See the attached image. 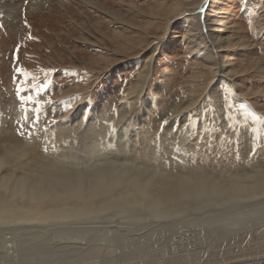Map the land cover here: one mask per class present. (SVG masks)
<instances>
[{"label": "bare ground", "instance_id": "6f19581e", "mask_svg": "<svg viewBox=\"0 0 264 264\" xmlns=\"http://www.w3.org/2000/svg\"><path fill=\"white\" fill-rule=\"evenodd\" d=\"M10 11L16 17L15 8H10ZM199 22L203 23V17ZM160 44L148 65L139 73L137 83L130 86L127 101L121 109L105 115L94 104L87 112L90 101L83 85L88 82L84 81L74 87L76 90L66 92L79 98L72 100L77 104L67 114V119L56 121V125L53 124L54 127L43 135L33 134L29 138L30 143L18 141L13 129H0V144L4 142L6 145L5 148L0 146L3 151L0 153L2 254L3 251L8 254L7 243L14 236L16 241L23 243L26 254L35 248V256L44 264H139L135 260L140 258L133 257L134 251H146L150 245L157 243L160 248L165 247L163 242L167 235L169 237L168 233H184L183 229L188 227L205 230L211 224L224 223L220 214L227 216L230 211H244L239 210L240 207L246 210L259 208L264 219V129L259 133V145L258 148L255 146L252 160L248 159L249 152L245 157L248 150L243 147L246 133H255L257 127L252 119L246 117V113L264 115L239 93L233 100L239 104L230 107L231 110L228 107L220 111L219 106V111L210 115L212 107H208V100L212 97L217 104L220 103L216 93L222 82L233 84L232 80L223 77L221 69L219 48L224 49V42L199 43L207 53L205 63L195 64L196 72L193 80L188 82L187 95L182 103L173 108L167 118L158 120L154 113L164 110L160 111L156 100L143 95ZM115 65V62L110 63L106 68ZM233 72L234 75L243 73ZM50 99V102L43 103L45 108L53 104V98ZM59 101L62 102V99ZM150 105H153L152 110H148ZM13 107L16 108L15 103ZM143 110L147 111L148 118H145ZM9 112L12 113L5 118L3 125L11 127L13 109L10 108ZM154 120H158L154 125L148 123ZM161 123L164 127L161 126L159 134ZM174 127H177L176 132ZM220 136L238 143L236 147L242 157L241 162H237L239 167L236 172L228 174L227 170L207 164L190 165L191 158L185 161L193 152L198 153V159L208 158V152L202 150L213 143H220L217 142ZM209 151L226 156L219 147ZM174 153L180 154L181 159H174ZM164 160L169 161V170L164 168L168 166H165ZM172 169H177V175L172 174ZM100 218L103 220H96ZM81 219L90 221L80 222ZM91 219L96 221L91 222ZM106 220L109 222L106 223ZM226 223V227L232 225L231 222ZM251 223L253 227L257 225L255 221ZM243 227L247 229L245 225H236L233 233ZM38 229L63 241L62 247L46 243L45 235L36 238ZM79 240L84 244L80 245ZM19 245L14 248L19 249ZM174 246L160 257L162 262L143 259L145 261L140 260V263L244 264L237 260L181 261L184 255L191 257V253L200 252L191 251L190 246L188 251L176 252L177 246ZM15 249L9 250L14 252ZM17 249L16 256H20L21 252ZM73 252L77 253L74 258L64 257ZM108 253L110 256L96 261ZM59 254H62L61 258ZM25 256L10 260L22 263Z\"/></svg>", "mask_w": 264, "mask_h": 264}, {"label": "rangeland", "instance_id": "374dc122", "mask_svg": "<svg viewBox=\"0 0 264 264\" xmlns=\"http://www.w3.org/2000/svg\"><path fill=\"white\" fill-rule=\"evenodd\" d=\"M6 8L9 9L6 11ZM10 8H15L16 17ZM202 17L203 23H200ZM214 40L224 42V49L219 48L220 64L223 65L221 69L225 75L223 77L232 80L233 84L222 82L225 86L221 85L217 89L220 105L213 97L208 100V107H212L210 115L218 112L220 107L222 111L223 108L239 104L234 102L236 93L264 115V0H243V3L242 0H0V129H13L18 141L30 143L27 135L21 137L17 131L16 121L23 115L22 107L27 109L31 119L37 115L33 109H39L37 127L49 131L56 125V121H64L67 114L74 110L77 101L72 100L78 97L66 92L84 81L88 82L83 85L90 101L87 112L92 110L94 104L105 115L113 113L117 108L121 109L127 101L130 86L137 83L139 73L148 65L160 43V51L153 63L143 96L156 100L160 111L164 110L154 113V117L158 120L167 118L187 95L188 82L193 80L196 72L195 64L205 63L207 53H204L199 43L212 44ZM114 62L116 65L113 68H106ZM17 68H23L31 74L27 83L16 71ZM232 70L243 73L234 75ZM17 85H22L25 90L17 92ZM63 95L68 97L65 96V99ZM29 96L32 100H27ZM21 97L27 101L23 105ZM50 98L54 102L51 107L45 108L43 103L50 102ZM14 103L16 108L13 107ZM152 106L148 110H152ZM10 108L13 109L14 119L11 127L3 125L5 118L12 113L9 112ZM143 114L148 118L147 111L143 110ZM158 120L148 123L154 125ZM161 126L162 123L159 134ZM27 130L26 127L25 131ZM173 130L176 132L177 127ZM47 131L37 135H43ZM255 133L247 132L243 144L245 150H248L245 157L249 152V161L255 157L253 152L255 146L258 148L259 145L260 136ZM224 138L220 136L217 139L220 143H213L211 147L202 150L208 152V158L198 159V153L193 152L185 161L188 162L191 158L190 165L198 163L227 170L228 174L236 172L239 167L237 162H241L242 157L236 147L238 143L234 139L229 141L227 137ZM3 143L0 146L5 148ZM216 147L226 153V156L209 151ZM2 152L0 149V153ZM180 154L174 153V159H181ZM164 164L168 165L164 168L169 170V161L164 160ZM222 164H225L224 167ZM176 173L177 169H174L172 174L177 175ZM182 174L186 175L185 172ZM239 210L244 211H230L227 216L220 214L224 223L211 224L205 230L188 227L183 229L184 233H168L172 240L167 235L163 242L165 247L160 248L158 243L152 244L146 251H134L133 257L140 258L139 261L135 260L139 264L145 260L162 262L160 257L176 245V252L188 251V246L191 251L200 252L191 253V257L184 255L181 261L198 259L205 263L211 260H237L244 264H264L262 211L259 212V208L246 210L242 207ZM256 212L259 214L256 215ZM218 213L222 212L218 210ZM96 220L102 221L103 218ZM96 220L91 219V222ZM82 221L89 222L90 219H81L80 222ZM251 221H255L257 225L253 227ZM226 222H231L232 225L226 227ZM248 224L251 226H247ZM236 225H245L247 229L243 227L233 233ZM204 227L206 226L202 228ZM40 230H36V238L45 235L46 243L62 247L63 241ZM11 238L13 239L7 243L8 254L5 255L6 251H3V255L0 251V264H17L10 259L17 260V257L25 255L24 260L19 259L22 263L18 264H44L35 256V248L26 254L23 243L16 241L14 236ZM21 239L24 241V238ZM79 241L80 245L84 244V241ZM15 244L21 246L16 248L21 252L20 256H16L18 252L14 248ZM9 249L15 251L11 252ZM76 255L73 252L64 257L71 259ZM108 255L110 253L103 254L96 261ZM61 256L59 254V258ZM152 258L155 259L152 261ZM103 263L105 262L99 264Z\"/></svg>", "mask_w": 264, "mask_h": 264}, {"label": "snow or ice", "instance_id": "6c2138e0", "mask_svg": "<svg viewBox=\"0 0 264 264\" xmlns=\"http://www.w3.org/2000/svg\"><path fill=\"white\" fill-rule=\"evenodd\" d=\"M243 3V0H242ZM25 24L27 26V22L25 21ZM29 39H32L31 36H29ZM17 51H19L17 49ZM16 71L25 78V83H27L28 77L31 75L29 72L25 71L23 68H17ZM35 79V77H33ZM25 89L22 85H17V92H23ZM225 100H227V97H224ZM27 100H32V97H27ZM27 101L24 99V97H21V104L23 105ZM23 115L16 121L17 124V131L18 135L21 137L28 136L29 138L32 137L33 134L47 131L46 129H39L37 125L39 124V109H33V112L37 115L34 119H31L27 114V109L22 107ZM246 117L252 119L257 127L254 129L256 133H260L262 129H264V117H261L260 115H257L253 112L246 113ZM229 119L231 117H228ZM27 127V131H25V128ZM47 151V149H45Z\"/></svg>", "mask_w": 264, "mask_h": 264}]
</instances>
